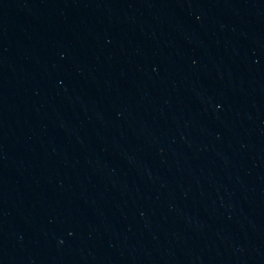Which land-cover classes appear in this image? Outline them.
<instances>
[{
  "label": "water",
  "instance_id": "water-1",
  "mask_svg": "<svg viewBox=\"0 0 264 264\" xmlns=\"http://www.w3.org/2000/svg\"><path fill=\"white\" fill-rule=\"evenodd\" d=\"M0 264H264V0H0Z\"/></svg>",
  "mask_w": 264,
  "mask_h": 264
}]
</instances>
